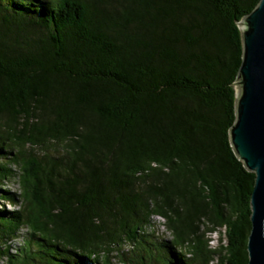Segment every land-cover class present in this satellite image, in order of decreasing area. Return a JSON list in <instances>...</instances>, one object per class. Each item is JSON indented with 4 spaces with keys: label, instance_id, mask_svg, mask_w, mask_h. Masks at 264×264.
Segmentation results:
<instances>
[{
    "label": "trees",
    "instance_id": "1",
    "mask_svg": "<svg viewBox=\"0 0 264 264\" xmlns=\"http://www.w3.org/2000/svg\"><path fill=\"white\" fill-rule=\"evenodd\" d=\"M259 1L0 0V264L248 263L229 132Z\"/></svg>",
    "mask_w": 264,
    "mask_h": 264
},
{
    "label": "water",
    "instance_id": "2",
    "mask_svg": "<svg viewBox=\"0 0 264 264\" xmlns=\"http://www.w3.org/2000/svg\"><path fill=\"white\" fill-rule=\"evenodd\" d=\"M243 53L236 86L234 151L255 174L247 264H264V0L240 22Z\"/></svg>",
    "mask_w": 264,
    "mask_h": 264
},
{
    "label": "rangeland",
    "instance_id": "3",
    "mask_svg": "<svg viewBox=\"0 0 264 264\" xmlns=\"http://www.w3.org/2000/svg\"><path fill=\"white\" fill-rule=\"evenodd\" d=\"M16 184L17 183H14L12 185V188H16L17 187ZM153 220L154 221L152 223V226H151V228L148 231L149 232H154L155 236L158 237V238H166V237H168L169 233H168L166 227L164 226V218H162L160 216H155L153 218ZM211 236H212V239L214 240L213 244L217 245L218 244V234L214 233ZM124 248H128V245L125 246ZM115 264H122V263H119V262L116 261Z\"/></svg>",
    "mask_w": 264,
    "mask_h": 264
},
{
    "label": "bare ground",
    "instance_id": "4",
    "mask_svg": "<svg viewBox=\"0 0 264 264\" xmlns=\"http://www.w3.org/2000/svg\"><path fill=\"white\" fill-rule=\"evenodd\" d=\"M154 221V220H153ZM159 223V222H158ZM216 242V241H215Z\"/></svg>",
    "mask_w": 264,
    "mask_h": 264
}]
</instances>
